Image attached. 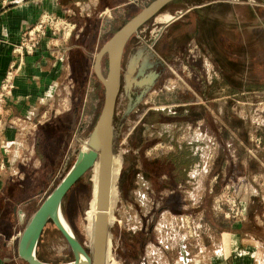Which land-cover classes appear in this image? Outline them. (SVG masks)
Segmentation results:
<instances>
[{"label":"rangeland","instance_id":"rangeland-1","mask_svg":"<svg viewBox=\"0 0 264 264\" xmlns=\"http://www.w3.org/2000/svg\"><path fill=\"white\" fill-rule=\"evenodd\" d=\"M151 1L129 2L130 8L116 13L113 26H122ZM200 1L173 0L165 5L132 34L127 45L129 53H123L121 73L129 71V76L119 89L114 128L107 141L112 161L107 264H181V247L186 248L191 260L201 257L208 261L215 251L226 248L229 232L237 233L233 236L235 244L252 247L254 257L264 264V93H229L219 84L216 91L210 88L209 81L216 79L211 64L205 61L199 67L194 63L191 40L187 43L188 38L177 37L171 24ZM76 31L74 25L70 37ZM108 33L106 39L111 35ZM103 65L106 74L107 58ZM152 66L162 69V74L145 91L140 79H147ZM72 83L70 93L61 95H67V102L59 104L61 108L71 106L69 96H79ZM103 100V84L92 76L89 131L98 119ZM64 112L57 117L61 125L43 132L38 141L37 149L44 153L42 159L56 167V173L47 191L35 197L25 223L72 165L77 145L83 144L82 139L73 136L69 147L72 133L65 127L71 120L75 127L76 117L65 116L69 111ZM13 124L5 120L0 130ZM169 152L176 156L186 153L190 160L194 155L198 157L190 164L185 185L173 179L184 176L170 165L172 162L166 166L162 163L161 175L154 173L155 158ZM104 157L103 150L62 202L64 218L90 253L93 240H89L87 228L90 233L95 230L92 208L95 216L97 212V203L91 200L92 186L93 180L98 181ZM172 158L179 167L180 159ZM169 169L175 175L172 180L167 175ZM170 181L180 185L172 194ZM229 198L235 199L238 214ZM37 256L48 262L73 259L70 246L52 222L40 236Z\"/></svg>","mask_w":264,"mask_h":264},{"label":"crops","instance_id":"crops-1","mask_svg":"<svg viewBox=\"0 0 264 264\" xmlns=\"http://www.w3.org/2000/svg\"><path fill=\"white\" fill-rule=\"evenodd\" d=\"M132 1L14 0L7 6L0 2V81L13 58V45L19 41L22 31L43 13H53L77 25V31L70 38L47 34L40 39L35 52L25 56L7 100L2 118L15 124L0 130V264H26L17 253L18 238L35 197L47 191L56 173V167L42 159L44 153L37 149L38 141L43 132L61 125L57 117L64 111H69L65 116L76 117L75 127L71 119L65 127L72 133L69 147L73 136L89 131L91 77L100 81L94 66L96 55L121 27L113 26L116 13L130 8L127 5ZM191 6L171 24L174 23L177 37L188 38L187 43L191 40L194 63L199 67L205 61L211 64L213 75L219 80L209 81L210 88L216 91L219 84L229 93H264V0H206ZM108 11H113L112 15ZM107 33L111 35L106 39ZM90 54H94L92 59ZM105 58L106 54L100 62L104 76L107 74L103 71ZM161 70L152 66L148 71H156L161 76ZM73 81L79 96H69L71 106L61 108L59 104L67 102V95H61L70 93ZM5 147L7 152L3 150ZM179 187H169L171 194ZM229 234L226 248L215 251L208 261H202L201 257L191 260L186 248L181 247V264H261L254 257L252 247L233 242L236 232Z\"/></svg>","mask_w":264,"mask_h":264},{"label":"water","instance_id":"water-1","mask_svg":"<svg viewBox=\"0 0 264 264\" xmlns=\"http://www.w3.org/2000/svg\"><path fill=\"white\" fill-rule=\"evenodd\" d=\"M173 0H153L127 22H125L100 48L95 59V72L104 87L103 105L94 127L86 134L77 135L83 144L77 145L74 162L39 204L30 219L25 223L17 242L18 256L26 264H105L107 237L110 228L104 212L96 219L93 254L77 238L62 213V202L73 185L92 168L97 149L104 150L108 157V143L111 137L115 103L121 84V62L127 40L148 19ZM107 55L106 76L100 71V62ZM109 167L104 164L98 181L97 204L103 210L108 208ZM51 221L61 232L73 254L66 262L43 261L37 256V246L46 224Z\"/></svg>","mask_w":264,"mask_h":264},{"label":"built area","instance_id":"built-area-1","mask_svg":"<svg viewBox=\"0 0 264 264\" xmlns=\"http://www.w3.org/2000/svg\"><path fill=\"white\" fill-rule=\"evenodd\" d=\"M13 1L14 0H0L2 6H7ZM73 28L74 24L69 20L53 13H43L35 24L23 30L19 41L13 45L12 52L14 57L9 62L0 81V116L8 98L12 94L15 86V79L22 68L25 56L33 54L38 47L40 39L47 34L53 37L68 38ZM4 124V119L0 117V125ZM4 151H8L7 147L4 148ZM227 201L232 203V206L236 208V214H238L239 210L238 206H236L235 199L229 198Z\"/></svg>","mask_w":264,"mask_h":264},{"label":"trees","instance_id":"trees-1","mask_svg":"<svg viewBox=\"0 0 264 264\" xmlns=\"http://www.w3.org/2000/svg\"><path fill=\"white\" fill-rule=\"evenodd\" d=\"M204 0H201L200 2H203ZM200 2H197V3H200ZM193 5V4H192ZM189 153V154H188ZM187 154L188 155H190V153L191 152H188ZM173 155H175L174 157H173ZM179 158L180 160V164H179V167H177V166H175L176 165V163L175 162H173V160L171 161L170 159L171 158ZM193 157V160H190V159H192L191 157H187V155H186V153H183V154H180V155H177L176 156V154L175 153H173V152H169L166 156H164V157H162V158H155V161L153 162V166L155 165V167H153V169L155 170V174L156 175H161V170H160V168H161V166H162V163H165V166L167 165L166 163H170V162H172L170 165L172 166V167H176V168H179L180 169V173H183V176L184 177H175V178H173V179H176V182H177V184L179 183V182H181L182 184H185V182H186V180L188 179V176H187V171L189 170V167H190V164L192 163V164H194L198 159V157H197V155H194V156H192ZM172 158V159H173ZM157 168V169H156ZM170 170V169H169ZM172 172V170H170V172H167V175L169 176V178H171V180H172V177L173 176H175L174 174H172L171 173ZM171 173V174H170ZM172 176V177H171ZM186 176V177H185ZM184 178V179H183ZM174 181V180H173ZM173 181H170V184H169V187H171V186H175L176 184L173 182ZM49 222H51V221H49ZM48 222V223H49ZM47 225V224H46ZM42 260V259H41Z\"/></svg>","mask_w":264,"mask_h":264},{"label":"bare ground","instance_id":"bare-ground-1","mask_svg":"<svg viewBox=\"0 0 264 264\" xmlns=\"http://www.w3.org/2000/svg\"><path fill=\"white\" fill-rule=\"evenodd\" d=\"M102 151H103V149H101V148L97 149V151H96V153H97L96 160L98 159V157L100 156V154L102 153ZM103 159H104V164H108V167L110 168V164L112 163L110 157H104ZM96 160H95V162H96ZM95 162H94V164H95ZM104 164H103V166H104ZM103 166L98 170V174H97L98 181H99V178H100V175H101V171H102ZM108 177H109V180H108V183H109V185H108V194H109V204H108V208L105 209V210H103L102 208H99L98 207V204H97V207H96L97 208L96 216H95V207H93L92 208V211H91L92 212V216H94V218H95V227H96V219H97V216H98V214L100 212H104L105 213L106 218H107V221H108V227L110 226V207H111L110 206V198H111V193H110V172H109V176ZM98 181L93 180L92 193H91V200H92L93 203H97L96 195H97ZM87 231H88V234L90 235V232H89L88 228H87ZM92 232H93V236L90 235L89 240L92 239L93 242H94V231L92 230ZM108 238H109V232H108V237H107V247H108ZM93 242H92V250H91V253H90L91 255L93 254V248H94L93 247ZM105 264H107V248H106Z\"/></svg>","mask_w":264,"mask_h":264},{"label":"flooded vegetation","instance_id":"flooded-vegetation-1","mask_svg":"<svg viewBox=\"0 0 264 264\" xmlns=\"http://www.w3.org/2000/svg\"><path fill=\"white\" fill-rule=\"evenodd\" d=\"M128 46L126 47V49L124 50V54H128L129 53V49L127 50ZM128 51V52H126ZM105 67V65H103ZM132 70V69H130ZM127 76H129V71H125L123 72L122 76H121V84H120V89H121V85L123 84V82L125 83V81L127 80ZM147 79H140V83H143V85H145V88L143 90H147L150 89L152 86L155 85V82L157 81L159 75H156V71H148L147 74ZM129 79V78H128ZM142 85V86H143ZM147 88V89H146ZM120 91V90H119ZM144 91V92H145ZM137 103V102H136ZM91 236H93V232L90 233ZM91 250H92V245H91Z\"/></svg>","mask_w":264,"mask_h":264}]
</instances>
